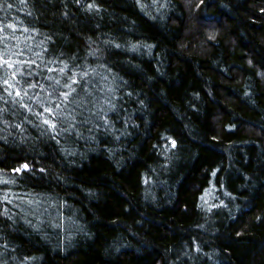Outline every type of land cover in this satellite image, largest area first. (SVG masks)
Returning a JSON list of instances; mask_svg holds the SVG:
<instances>
[{"label": "trees", "instance_id": "16d2710c", "mask_svg": "<svg viewBox=\"0 0 264 264\" xmlns=\"http://www.w3.org/2000/svg\"><path fill=\"white\" fill-rule=\"evenodd\" d=\"M0 58V264H264V0H0Z\"/></svg>", "mask_w": 264, "mask_h": 264}, {"label": "snow or ice", "instance_id": "6c2138e0", "mask_svg": "<svg viewBox=\"0 0 264 264\" xmlns=\"http://www.w3.org/2000/svg\"><path fill=\"white\" fill-rule=\"evenodd\" d=\"M9 7H11V5H9ZM89 7H91V5H89ZM9 27H13V26L10 25ZM0 59H2V58H0ZM30 63H34V61L33 62H30ZM4 64L7 65V67H9V68L12 67V65L9 64L8 61H6V60L4 61ZM49 71H54V70L53 69H49ZM61 71H63V69H61ZM13 75L15 76L16 73L14 72ZM26 75H30V73H26ZM4 83L5 84H8V81L7 80H4ZM26 83L28 84L29 87H36V85L33 84L31 81H26ZM56 83L59 84V81H56ZM76 83H78V81H76L74 79L71 80V83L65 82V84L63 85V87L64 88H67V89H70V91L61 92L59 94L60 96H63V98H64L61 101V103L69 102V97L71 96L72 92L75 91V89L72 87V85L73 84H76ZM9 87H12V85H9ZM5 91H7V89H5ZM8 94L11 95V93H8ZM16 95L17 96H20L21 95V93H20L19 90L16 91ZM49 95H51V93ZM58 99H59V96H58ZM53 104L55 105V108H59L60 107V104L59 103L53 102ZM22 107L27 108L28 105L25 104V105H22ZM29 110H31V109H29ZM44 111L49 112V113H52L53 115H55V111H54V108L53 107H47V108L44 109ZM44 122L50 124V126L53 127V128L56 127L55 123H52V122H50L48 120H45ZM175 143H176L175 141H172L173 146H175ZM17 171H19V170H17Z\"/></svg>", "mask_w": 264, "mask_h": 264}]
</instances>
